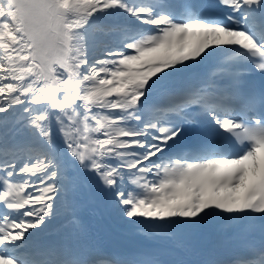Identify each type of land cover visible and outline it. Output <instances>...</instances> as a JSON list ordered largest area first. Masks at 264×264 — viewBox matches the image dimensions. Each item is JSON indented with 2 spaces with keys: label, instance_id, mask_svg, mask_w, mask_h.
I'll return each mask as SVG.
<instances>
[{
  "label": "snow or ice",
  "instance_id": "1",
  "mask_svg": "<svg viewBox=\"0 0 264 264\" xmlns=\"http://www.w3.org/2000/svg\"><path fill=\"white\" fill-rule=\"evenodd\" d=\"M0 264H264V0H0Z\"/></svg>",
  "mask_w": 264,
  "mask_h": 264
}]
</instances>
